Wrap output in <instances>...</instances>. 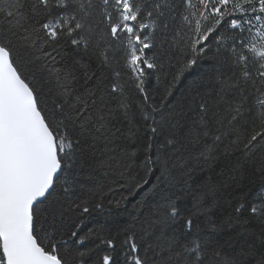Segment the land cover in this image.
I'll return each mask as SVG.
<instances>
[{
  "label": "snow or ice",
  "instance_id": "1",
  "mask_svg": "<svg viewBox=\"0 0 264 264\" xmlns=\"http://www.w3.org/2000/svg\"><path fill=\"white\" fill-rule=\"evenodd\" d=\"M0 264H264V0H0Z\"/></svg>",
  "mask_w": 264,
  "mask_h": 264
},
{
  "label": "trees",
  "instance_id": "2",
  "mask_svg": "<svg viewBox=\"0 0 264 264\" xmlns=\"http://www.w3.org/2000/svg\"><path fill=\"white\" fill-rule=\"evenodd\" d=\"M85 183H87V181H85ZM260 184H261V181L259 180V178H257L254 182L255 188L259 189ZM131 207H132V204H129L128 208L130 209ZM118 211L120 212V215H113L111 217H106L104 215H97L95 216V220L92 221V223H100V224L106 225L107 227H113L118 222H121L127 218L126 213L124 212L123 209H120ZM89 226H91V224Z\"/></svg>",
  "mask_w": 264,
  "mask_h": 264
}]
</instances>
